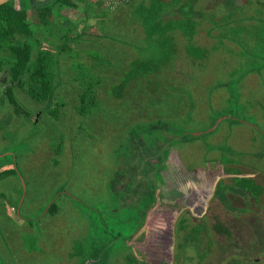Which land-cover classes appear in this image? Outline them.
I'll return each mask as SVG.
<instances>
[{
  "label": "rangeland",
  "instance_id": "obj_1",
  "mask_svg": "<svg viewBox=\"0 0 264 264\" xmlns=\"http://www.w3.org/2000/svg\"><path fill=\"white\" fill-rule=\"evenodd\" d=\"M69 1L59 26L27 9L41 48L68 46L52 97L0 99V264H264V0ZM161 4L186 17L151 33ZM135 62L152 72L126 80Z\"/></svg>",
  "mask_w": 264,
  "mask_h": 264
},
{
  "label": "trees",
  "instance_id": "obj_2",
  "mask_svg": "<svg viewBox=\"0 0 264 264\" xmlns=\"http://www.w3.org/2000/svg\"><path fill=\"white\" fill-rule=\"evenodd\" d=\"M31 1L32 0H19L20 6H21V10L19 13L12 10V8L10 7L11 1L3 5H0V74H1L0 80L6 83V88L4 92L3 91L0 92V99H3L4 96H6V98L14 101L13 103H15L16 106H20V104L16 102L14 98V94L10 92L11 89L15 86H18L20 90L23 89L25 94H27L28 97H30L31 99L35 101L43 100L47 96L52 97L53 94L47 95L46 93H42L41 91L46 92V90L49 91V89H51L49 88V84H51V81L53 80V73L51 72V70L53 66H56L57 62L59 63V60H57V57H60L61 55H63L62 53L63 52L65 53L64 49L68 48V46L63 43L60 44L61 46H58L59 48L62 47L60 49L61 50L60 52L51 51L53 49H50V48L49 49L41 48L40 47L41 40L38 39L33 33L32 29L29 28L31 24L26 23V14H23V13L26 12L27 10L26 6H28L29 4L30 7H28V10L32 9V7L36 9V12L38 13L37 18L41 22V28H44L45 26H48V25L59 26V21L57 20V17L60 20L61 10L64 8H67L68 6H73L71 2L69 0H50L51 3H55V1L59 2L60 7L57 8V7H54V4L45 6V5L35 4ZM178 4L180 3H177L176 5ZM183 6L184 4L182 5V7H178L177 10L175 9V7L171 8L172 10L171 9L166 10L163 7V4H161L160 6L156 8L154 13H151L150 11L147 12V14L144 15V19L147 20L148 25L150 26L151 24L155 23L157 27L155 29L150 28L149 31L151 33H162L163 30H161V25L163 23V20H162L163 16L165 14L172 13L173 10H174V13L179 12L181 13V15L185 16ZM190 6H193V5H190ZM74 7L77 8V6H74ZM29 17L30 16H28V18ZM56 20H57V23L53 22ZM64 21L70 22L69 20H64ZM176 21H179V20H176ZM172 22H175V21L173 20ZM188 23H189V27H185L184 25H176V26H173V29L178 30V31L183 30V32L185 33V36L192 37L196 32L195 23H198V22L197 20H192L191 22H188ZM13 32H16L20 34L21 36H23L25 38L23 39L24 42L27 39L29 40L28 51H23L22 49H19V51L14 52L10 49V52H9L8 49L10 45L6 41L10 39V35ZM72 35L74 34H72L71 30L69 29L67 31V35L63 36V39L64 40L65 39L74 40L77 38ZM132 67L133 69L128 71L126 75V80L130 79L131 75L134 76V71H139V69H141L143 73H146L148 71L152 72L150 68L148 69V71H146L148 67L146 66V64L144 66L142 62L140 63L135 62L133 63ZM97 85H98V82H95V83L89 84L88 87L84 88L83 92L79 96L80 100L82 101V106H88L90 103H92V99H94L93 102L97 101V92H96ZM78 109L81 111L80 107H78ZM231 120L234 123L238 121L233 118ZM141 133H143V131H141ZM190 137L191 136L188 134H185L183 136L184 139H188ZM161 161L163 162V160ZM185 174H188V172L181 171L180 173H177V176L175 177V186H179L182 184V179ZM121 176H124V174L119 173V177ZM211 181H212L211 179L210 180L206 179L204 181V184H208ZM217 189L218 188H216V190ZM263 191H264L263 188L261 187L258 188V190L255 191L256 197L260 196V194ZM148 195L149 193L145 196L144 198L145 200L149 198ZM216 195L217 193H215V197ZM154 201L150 203L149 205H147V207L143 208L142 212H143L144 217L149 213L153 205L157 204ZM181 221L182 220H180L179 222L180 223L184 222V221L182 222ZM27 222H30V220H27ZM162 229L164 230L165 227L163 226ZM217 230L221 232H228L225 228H222V226L217 227ZM105 249H106V246H102L94 254H98L100 256L102 254L104 255Z\"/></svg>",
  "mask_w": 264,
  "mask_h": 264
},
{
  "label": "flooded vegetation",
  "instance_id": "obj_3",
  "mask_svg": "<svg viewBox=\"0 0 264 264\" xmlns=\"http://www.w3.org/2000/svg\"><path fill=\"white\" fill-rule=\"evenodd\" d=\"M9 1H11L10 7H12V2L14 0H9ZM9 1H7V2H9ZM17 1H18L19 8L21 9L20 2H19V0H17ZM32 2H35V1H32ZM36 2H37L38 5L39 4L40 5H52V4H54V7H57V8L60 7L59 2H57V1H55V3H51L50 0H37ZM81 3L82 4L85 3V5L87 6V9L89 8L88 4L86 3V0H81ZM28 6H29V4H28ZM28 6H26L27 9H28ZM70 8H75V7L72 6ZM27 11L28 10H26V12H24L23 14H26V23L29 24V18L27 16ZM19 12H17V13H19ZM23 39H25V38L23 36H21L20 34H18L16 32L11 33L10 39L6 41L10 45L9 49H8L9 52H10V49L12 51H14V52L19 51V49H22L23 51H28V49H29V40L27 39L24 42ZM0 76H1V74H0ZM0 86L2 87V91L4 92V90L6 88V83H4L3 81L0 80ZM12 89H14L17 93H23L24 92L23 89L20 90V88L18 86L13 87ZM21 113H23V115L25 114L24 111H22Z\"/></svg>",
  "mask_w": 264,
  "mask_h": 264
},
{
  "label": "crops",
  "instance_id": "obj_4",
  "mask_svg": "<svg viewBox=\"0 0 264 264\" xmlns=\"http://www.w3.org/2000/svg\"><path fill=\"white\" fill-rule=\"evenodd\" d=\"M199 179H200V177L198 176V175H196ZM248 177V176H247ZM219 178H220V176L218 175L217 177H216V179H217V181L219 180ZM249 178H252V177H249ZM252 179H254V178H252ZM214 180H215V178L213 179V182H214ZM205 185H207V184H205ZM205 185H202V186H205ZM182 186V185H181ZM190 185H187L186 184V188H188ZM247 196V198L249 197V195H246ZM236 197H239V196H236ZM241 198V197H240Z\"/></svg>",
  "mask_w": 264,
  "mask_h": 264
},
{
  "label": "water",
  "instance_id": "obj_5",
  "mask_svg": "<svg viewBox=\"0 0 264 264\" xmlns=\"http://www.w3.org/2000/svg\"><path fill=\"white\" fill-rule=\"evenodd\" d=\"M7 1H9V0H0V5H3V4H5V3H7ZM229 119H232V118H229ZM212 131V130H211ZM201 135V133H199V134H194L193 136L194 137H198V136H200Z\"/></svg>",
  "mask_w": 264,
  "mask_h": 264
}]
</instances>
